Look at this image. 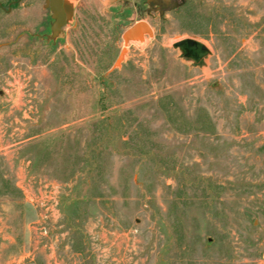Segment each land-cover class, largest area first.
<instances>
[{
  "label": "rangeland",
  "instance_id": "374dc122",
  "mask_svg": "<svg viewBox=\"0 0 264 264\" xmlns=\"http://www.w3.org/2000/svg\"><path fill=\"white\" fill-rule=\"evenodd\" d=\"M112 1L42 60L0 13V264H264V0H189L127 45Z\"/></svg>",
  "mask_w": 264,
  "mask_h": 264
},
{
  "label": "flooded vegetation",
  "instance_id": "af4514ba",
  "mask_svg": "<svg viewBox=\"0 0 264 264\" xmlns=\"http://www.w3.org/2000/svg\"><path fill=\"white\" fill-rule=\"evenodd\" d=\"M80 1L82 0H0V13L9 15L18 6L23 5L26 14L21 19L19 30L15 33V39L20 41L19 45L24 52V59L30 61L33 60V56H41L42 60L44 50H54L59 46L60 40H63L61 37L66 34L64 30L75 20L76 13L82 10ZM188 1L113 0L112 3L117 4V13L122 14L123 19H126V28L144 17L155 14L163 16L166 12L177 11L184 7ZM75 2L78 4L76 5ZM55 15L60 24L57 32L53 33L52 26L56 22ZM120 20L121 18L119 23L122 22ZM6 33L7 29L3 31L4 38ZM16 43L12 40L3 41L2 47Z\"/></svg>",
  "mask_w": 264,
  "mask_h": 264
},
{
  "label": "water",
  "instance_id": "95a60500",
  "mask_svg": "<svg viewBox=\"0 0 264 264\" xmlns=\"http://www.w3.org/2000/svg\"><path fill=\"white\" fill-rule=\"evenodd\" d=\"M55 18L56 22L52 26L53 33L57 32L58 26L60 24L56 15ZM143 35L152 36L153 30L147 22L143 20H137L124 29L121 39L124 45H126L128 41L141 39ZM173 48L180 49L184 58L192 59L196 63H198L202 57L209 53L208 48L203 43L192 38H185L174 42ZM124 53L125 49L122 48L114 63V66H119Z\"/></svg>",
  "mask_w": 264,
  "mask_h": 264
},
{
  "label": "crops",
  "instance_id": "0c3cea01",
  "mask_svg": "<svg viewBox=\"0 0 264 264\" xmlns=\"http://www.w3.org/2000/svg\"><path fill=\"white\" fill-rule=\"evenodd\" d=\"M262 258L264 260V242H263V247H262Z\"/></svg>",
  "mask_w": 264,
  "mask_h": 264
},
{
  "label": "bare ground",
  "instance_id": "6f19581e",
  "mask_svg": "<svg viewBox=\"0 0 264 264\" xmlns=\"http://www.w3.org/2000/svg\"><path fill=\"white\" fill-rule=\"evenodd\" d=\"M127 45V44H126ZM125 49V48H124Z\"/></svg>",
  "mask_w": 264,
  "mask_h": 264
}]
</instances>
